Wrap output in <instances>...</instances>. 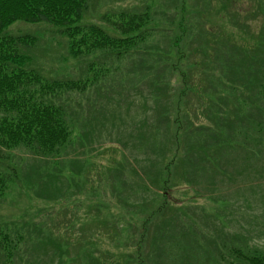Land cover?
I'll use <instances>...</instances> for the list:
<instances>
[{
    "label": "trees",
    "instance_id": "trees-1",
    "mask_svg": "<svg viewBox=\"0 0 264 264\" xmlns=\"http://www.w3.org/2000/svg\"><path fill=\"white\" fill-rule=\"evenodd\" d=\"M135 1L0 0V204L19 183L29 200L63 205L72 198L68 196L73 195L72 188L81 191L91 174L99 180L103 174L116 179L122 189L119 194L126 193L123 213L146 218V201L138 193L157 194L158 202L153 203H160L168 197V189L180 184L198 194L201 180L216 188L246 183L264 171V0L246 4L222 0L226 3L219 12L210 11L212 0H204L206 9L211 6L210 15L201 17L191 13L186 0H164L172 5L167 11L146 3L126 5ZM187 14L196 22L193 26L185 22ZM94 15L100 20L89 21ZM245 16L248 21L242 20ZM220 18L242 23L235 27L237 32L226 34ZM18 23L53 26L66 40L70 58L83 67L81 77H48L35 68L32 54L39 40L32 34L11 35L10 29ZM193 29L199 32L205 60L190 63L195 66V73L189 75L191 85L184 81L178 93L191 97L193 112L204 111L210 126L196 124L188 111L179 110L180 101L172 104L166 95L176 76V61L185 59L182 54L173 55V50L182 40L189 42ZM157 35L165 40L149 46ZM134 89L138 96L146 92L149 96L133 98L130 91ZM89 91H94L98 104L94 102L86 113L76 106L75 98ZM135 107L142 108L143 115ZM130 130L136 132L134 146L120 141ZM117 150L121 160L102 173L94 167L93 153L112 156ZM127 151L132 153L127 155ZM166 154L173 155L170 166ZM142 159L149 166L141 173L134 161ZM160 160L156 174L154 163ZM179 168L184 170L181 178L174 174ZM125 175L132 184L125 181ZM138 176L141 181L134 183ZM175 177L179 179L165 186ZM94 190L101 194L99 184ZM27 224L26 229L29 225L37 229ZM175 233H171L173 240ZM187 237L172 244L175 251L194 249L193 239ZM23 240L21 235L12 238L7 229L0 233V264H15ZM41 241H47V236ZM212 245L220 251L213 240ZM218 254L205 251L206 256L190 259L185 255L184 260L264 264V251L249 247Z\"/></svg>",
    "mask_w": 264,
    "mask_h": 264
},
{
    "label": "rangeland",
    "instance_id": "rangeland-1",
    "mask_svg": "<svg viewBox=\"0 0 264 264\" xmlns=\"http://www.w3.org/2000/svg\"><path fill=\"white\" fill-rule=\"evenodd\" d=\"M163 1L137 0L126 5L135 7L146 3L147 6L157 7L159 10L166 9L165 11L170 9V6L172 7L171 3ZM186 1L191 13L193 12L199 17L202 14L210 15L208 11L211 6L206 9L204 0ZM212 1L214 7L210 11L219 12L224 9L226 2ZM242 3H254V1L243 0ZM126 5L115 4L112 6L126 7ZM101 9L105 12L104 8ZM173 13L174 10L171 9L169 16L172 17ZM159 18L164 21L161 16ZM216 18L215 14L214 19ZM184 19L189 25L192 24L191 26L196 23L194 19L191 20V15L187 14ZM99 20L100 16L97 15L89 19L93 22ZM242 20L248 21L246 16ZM241 23L242 21H239L238 24L230 23L224 18H220L219 24L226 30V34H232L237 32L236 28ZM56 32L58 31L54 30L53 26L47 24L31 26L18 23L10 29L13 36L32 34L38 38L39 42L32 54L35 68L44 72L48 77L79 79L83 67L77 65L70 58L66 40ZM163 40L165 39L157 35L152 38L149 46L156 45ZM187 40L189 41L187 43L182 40L173 50V55L182 54L185 59L176 61V76H174L175 79L171 78L173 85L168 88L166 95L168 94L167 98L169 101L171 100L172 104L180 101L182 106L179 110L181 112L188 111L191 120L196 124L203 123L210 126L211 123L205 118L204 111L193 112L191 97L178 93L180 89H183L182 85H186L184 81H188L191 85L192 80L189 75L195 73L193 71L195 66H191L190 63L194 64L195 61L205 60L202 55L204 54V45L201 44L199 32L191 30ZM130 93L133 94V98L138 100L149 96V92L138 96L136 89ZM75 99L76 106L86 113L94 102L96 105L98 104V97L94 91L79 94ZM176 107L178 109V105ZM135 108H138L137 111L142 112L143 115L142 108ZM173 113L174 111H172ZM144 120L148 119L144 118ZM135 134L136 132L130 130L120 138V141L123 144L134 146ZM113 148L111 146L110 149ZM130 153L132 152H126L127 155ZM17 155L14 153V157ZM166 156V165L170 166L174 161L173 155L166 154ZM19 159L20 156L14 159V162H18ZM121 159L120 150L114 151L112 156L108 153L101 156L100 152L96 151L93 153L92 162L94 167L102 173L111 163ZM84 160L81 161L84 163ZM161 162L162 160L154 163L153 170L156 174L161 169ZM134 163L140 172H144L145 166H149L144 159L139 163L136 161ZM171 169L173 171L174 166ZM183 171V168H179L174 174L181 178L180 175ZM101 175L103 179L99 180L91 174L87 188L83 187L81 191L72 188L70 192L73 195H68L72 198L64 201L63 205L59 202H40L35 198L29 200L19 183H15L11 187L8 196L0 204V233L7 229L12 238L16 235L24 236V240L20 243V251L14 259L15 264H61V262L64 264H198L196 260H189L187 263L184 260L185 255L193 259L196 255L206 256L205 251H210V254L218 257L221 250L226 255L227 250L233 247H249L250 250L264 251V171L257 172L256 175L253 174V177L246 180V183L223 184L216 188L210 187L201 180L197 184L201 187L198 194L188 185L180 184L170 189L167 188L168 197L163 198L160 203H153L158 202L157 194L140 195L138 193L140 200L147 203L152 202L151 204L143 203L148 213L146 218L142 215L123 213L125 210L122 206L126 193L119 194L122 189L119 184L117 185L116 179ZM124 177L126 182L132 184L127 175ZM179 178H171L170 183L167 182L165 186H171L172 180L175 181ZM133 180L134 183L141 181L139 176ZM98 184L101 193L99 196L95 194L96 190H94ZM154 189L155 193L159 192L156 188ZM164 203H172L178 208H174L172 205L163 207ZM27 223L37 225V229L32 228V225H29L30 229H26ZM29 230H31V238H29ZM172 232H176L174 235L176 240H173ZM187 234L196 245L193 246L194 249L189 250V253H185L184 249L175 251L176 248H173L172 244L178 239L185 241V238H188ZM45 236H47V241H41ZM212 240L216 242L220 251L217 250V247L214 248V245L211 246ZM179 243L185 246L181 242ZM59 247L61 251L58 249ZM60 254L63 257L59 260Z\"/></svg>",
    "mask_w": 264,
    "mask_h": 264
}]
</instances>
